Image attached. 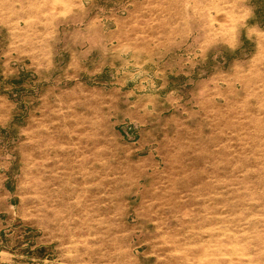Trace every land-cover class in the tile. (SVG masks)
<instances>
[{
  "label": "rangeland",
  "instance_id": "obj_1",
  "mask_svg": "<svg viewBox=\"0 0 264 264\" xmlns=\"http://www.w3.org/2000/svg\"><path fill=\"white\" fill-rule=\"evenodd\" d=\"M0 264H264V0H0Z\"/></svg>",
  "mask_w": 264,
  "mask_h": 264
}]
</instances>
